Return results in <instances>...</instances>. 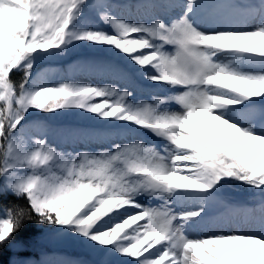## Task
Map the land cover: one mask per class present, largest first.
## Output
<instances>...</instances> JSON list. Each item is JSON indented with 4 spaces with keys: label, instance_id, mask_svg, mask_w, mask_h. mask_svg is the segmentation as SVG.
Listing matches in <instances>:
<instances>
[{
    "label": "snow or ice",
    "instance_id": "1",
    "mask_svg": "<svg viewBox=\"0 0 264 264\" xmlns=\"http://www.w3.org/2000/svg\"><path fill=\"white\" fill-rule=\"evenodd\" d=\"M111 257L264 264V0H0V264Z\"/></svg>",
    "mask_w": 264,
    "mask_h": 264
},
{
    "label": "rangeland",
    "instance_id": "2",
    "mask_svg": "<svg viewBox=\"0 0 264 264\" xmlns=\"http://www.w3.org/2000/svg\"><path fill=\"white\" fill-rule=\"evenodd\" d=\"M64 62V61H63ZM67 63V61H65ZM120 63H124L122 60L118 61ZM125 66H127L125 64ZM88 82H92V83H97V82H108V83H114L116 84V86L120 87L121 90H123L124 88H129V89H134L136 87V85H139V81L137 80L135 82V84H130V83H126V82H122V81H116V80H105V81H98V80H91ZM157 94H164L162 91H158ZM135 97L137 100L140 99H144V100H150V95L148 92H141L139 90H137L135 92ZM171 107L173 109H175L177 106L175 105H171ZM33 116H36V118H40L41 120H46V121H50L54 124V129L63 126V125H74V124H90L92 123V121H87V120H81L78 116L77 113H65V114H61L59 116H55V117H45L42 114H34ZM51 136H53L56 140L55 144L59 143L58 138L55 135V132L53 131V133L51 134ZM49 139V137H48ZM50 141V139H49ZM226 195H229L230 197H232L234 200L239 201V202H245L247 201L250 196H251V192L241 186H234L232 189H226L225 190ZM153 204H157L159 203L158 201H152ZM192 236H197L200 235L201 233L198 232H193L190 233ZM43 244H48L51 247H53L54 249H56L59 252H64L66 254H68L66 257L68 258H72V256H75L76 259H78L79 257L82 258V260L84 261H96L99 260L101 258V255H97L95 253H92L90 251H88L85 248H81V247H65V246H61L58 245L54 242H45ZM74 259V258H73ZM112 261H120V264H125L122 258L119 257H111L109 258Z\"/></svg>",
    "mask_w": 264,
    "mask_h": 264
},
{
    "label": "trees",
    "instance_id": "3",
    "mask_svg": "<svg viewBox=\"0 0 264 264\" xmlns=\"http://www.w3.org/2000/svg\"><path fill=\"white\" fill-rule=\"evenodd\" d=\"M58 63H59L61 66H63L64 64H66L65 61H64V62H63V61H60V62H58ZM37 67L40 68V67H43V65H42V64H38ZM20 78H21V74H20V73H17V74L14 75V77H13V79L16 80V81H19ZM29 119L32 120V121L41 120L40 118H36V116H32V117H30ZM43 120H44V119H43ZM47 122H48V124L51 126V128L49 129V133H48V137H49V139H50L49 142L55 144V143H56V140H55V138H54L53 136H51V134L53 133L54 124H53L52 122H50V121H47ZM33 132L36 133V134H40V130H39V129H36V128H33ZM9 200H14V198H13V197H9ZM15 202H17V203H21V204L24 203V201H22V200H21V201H15ZM40 231H41V229H40L37 225H35V224H29V225L25 228V230L19 234L18 238L25 237V236H33V235H37V234L40 233ZM41 248L44 249V250L57 251L56 249H54L53 247H51V246L48 245V244H42V245H41ZM57 252H59V251H57ZM60 253H61L62 255H64V256H67V255H68V254H66V253H64V252H60ZM10 255H11V253L8 251V249H5L4 257H3V259L5 260V262H7V260L9 259V256H10ZM24 255H36V257L39 258V250H37L35 253H31V252H30V253H25ZM73 258L76 259L75 256H72V259H73ZM77 260H82V258L79 257ZM82 261H84V260H82Z\"/></svg>",
    "mask_w": 264,
    "mask_h": 264
},
{
    "label": "bare ground",
    "instance_id": "4",
    "mask_svg": "<svg viewBox=\"0 0 264 264\" xmlns=\"http://www.w3.org/2000/svg\"><path fill=\"white\" fill-rule=\"evenodd\" d=\"M126 264V262H124Z\"/></svg>",
    "mask_w": 264,
    "mask_h": 264
}]
</instances>
